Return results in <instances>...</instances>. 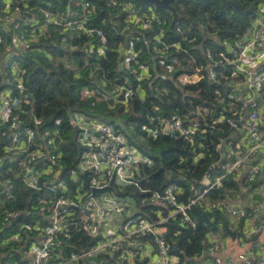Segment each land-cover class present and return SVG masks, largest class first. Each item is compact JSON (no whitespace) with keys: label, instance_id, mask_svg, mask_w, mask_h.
Here are the masks:
<instances>
[{"label":"built area","instance_id":"1","mask_svg":"<svg viewBox=\"0 0 264 264\" xmlns=\"http://www.w3.org/2000/svg\"><path fill=\"white\" fill-rule=\"evenodd\" d=\"M106 2L108 16L101 19V27H93L98 7L91 0H68L65 9H56L51 5L31 7L27 0H0V47L4 48L5 53L2 59L4 62L0 65L4 87L0 91V138L6 141V155L14 164V169L20 166L27 188H36L38 181L44 179L43 188L55 196L53 199L42 200L37 207L43 224L35 226L36 237L19 240V235H15L7 239V242L24 241V245L17 248L23 255L24 264H180V259L170 253L171 245L165 238L168 231L166 225L170 219L181 215L182 225L194 228L196 225L188 211L206 193L221 186L226 175L235 170L239 173L245 170L248 181L253 182L264 172L262 164H248L264 148V116L260 103V96L264 93V66L254 69L246 67L248 61L258 62L264 58L263 19L228 45L230 51L235 53V59L228 60V64L236 65L237 73L245 75V80L229 85L230 109L215 123H224L236 131H242L246 141L231 150L236 161L227 167L224 176L207 174L201 182L205 187L204 191L187 204L178 202L180 190L176 187L166 188L162 193L155 192L139 204L134 198L121 194L127 187L137 186L142 168L153 166V162L138 147L129 143L123 133L124 128H117L119 125L122 127L120 123L115 125L111 120L96 115L72 112L71 123L76 128V140L83 153L77 168L70 171V179L79 186L74 190L68 186L67 179L61 177L62 153L46 137L38 141L36 129L27 124L20 113L26 109L23 106L31 105V95L26 86L28 70L18 61L17 50H25L30 44L38 43L50 28H56L61 30L66 39L75 40L81 35L86 37L82 48L79 44L69 43L67 46L70 50L81 49L90 58L101 59L109 45L104 31L108 22L124 34H137V42L148 31L157 27L159 32L148 42L149 48L159 58L154 67L138 62L136 43L130 41L129 48L128 45H121L118 59L121 75L115 78V85L110 88L95 83L97 88L86 86L81 91L82 99L91 100L92 106L108 99V95L114 96L116 100L124 96L128 101L135 95L145 100L146 90L142 83L153 80L154 71L157 78L174 79L182 85L193 84L202 78L203 66L193 57L187 59L189 55L182 42L191 44L194 41L181 26L176 25L173 27L174 32L168 33L164 20L153 9L127 0ZM170 33L178 35L179 40L172 42ZM173 49L176 54L169 53ZM257 53L263 55L258 56ZM207 57L212 59L210 52ZM133 61L137 67L131 66ZM88 65L89 77L92 79L103 69L98 62ZM217 65L218 63L215 66ZM100 74L105 79L106 73ZM209 77L211 81L216 80L214 69L209 71ZM120 103L127 105L128 102ZM151 119L156 125L154 129H149L152 137L158 134L170 138L181 136L194 146L195 138L200 132L197 123L188 122L189 125H186L178 115ZM84 174L89 176L87 187L80 177ZM0 186L13 199L12 181L1 183ZM59 192L61 195L57 197ZM210 204L214 209L223 206L230 214L233 226L240 219L248 218L241 200H218ZM148 206L161 210L150 211L155 215L153 220H148L149 217L143 211ZM261 215H264L263 204L257 206L249 218L257 221ZM13 218L15 216L11 214L5 222L8 223ZM73 227H78L89 237H98L99 242L82 254H73L68 258L66 253L67 248L72 245ZM163 228L166 233L162 232ZM260 230H252V233ZM218 246L219 241L215 240L209 252L213 253ZM111 258L116 262L107 263V259ZM156 259H159L157 263ZM238 259L241 264H264L263 259H255L246 254H239ZM196 264H199V260ZM211 264L224 263L216 260Z\"/></svg>","mask_w":264,"mask_h":264},{"label":"trees","instance_id":"2","mask_svg":"<svg viewBox=\"0 0 264 264\" xmlns=\"http://www.w3.org/2000/svg\"><path fill=\"white\" fill-rule=\"evenodd\" d=\"M91 1L98 7V15L92 26L101 27V19L109 13L107 2ZM127 1L153 9L164 20L168 33L174 32L173 27L176 25L184 29L194 41L191 44L182 42L189 55L187 59L193 57L203 66L202 78L193 84L182 85L174 79L157 78L154 71L153 80L142 83L146 90L145 100L136 95L128 101L124 96L116 100L114 96L108 95V99L92 106L91 100L82 99L81 91L86 86L96 87L95 83L110 88L115 85V78L121 75L118 62L121 45H128L129 48L130 41L136 43L138 62L154 67L159 58L149 48L148 42L159 29L154 27L137 42V34H124L108 22L104 31L109 45L105 56L99 59L90 58L81 49L68 48L69 43L79 44L82 48L86 40L84 35L75 40L66 39L61 30L50 28L38 43L30 44L25 50H17L18 61L28 70L26 86L31 95V105L23 106L26 109L20 113L26 123L36 129L38 141L46 137L62 153L61 177L67 179L72 190L79 184L70 179V171L77 168L83 149L77 143L76 128L71 123L70 115L72 112H79L111 120L115 125L120 123L122 127L119 125L117 128H124L123 133L129 143L138 147L153 162V166L142 168L141 176L137 178L138 185L127 187L122 196L132 197L140 204L155 192L162 193L166 188L176 187L180 190L178 202L187 204L204 191L205 187L201 182L207 174L222 177L226 174L227 166L234 163L231 150L236 149L242 135L224 123H215L230 109L229 85L245 80V75L237 73L236 65L228 64V60L235 59V53L230 51L228 45L243 36L260 19L264 0H230L237 3L243 11L253 9L247 15L238 14L232 7L225 6L222 0H172L174 12L156 9L141 0ZM27 3L31 7L51 5L56 9H65L68 0H27ZM170 36L172 42L179 40L176 34L170 33ZM175 51L173 49L169 53L176 54ZM208 52L212 59H208ZM4 55V48L0 47V65L4 62ZM93 62L100 63L103 68L94 79L88 73V64ZM131 66L137 67L134 61ZM211 69L216 73L215 81H211L209 77ZM103 72L106 73L105 79L100 77ZM193 72L192 70L191 73ZM2 85L3 77L0 74V91L4 89ZM120 101L128 103L125 105ZM173 115L184 119L186 125H189L188 122L199 125L200 132L195 138L194 146L181 136L170 138L163 134L156 137L150 135L149 129L156 127L151 121L152 117ZM228 144H231L230 147H225ZM5 145L6 141L0 138V185L11 180L14 190L11 194L13 199L0 190V264H24L22 253L17 250L24 245V241L7 242V239L15 235H19V240L36 237L35 226L43 224L37 207L42 200L53 199L55 196L43 188L44 179L38 181L36 188H27L20 166L14 169V164L8 160ZM80 177L87 187L88 174ZM60 195L61 192L57 197ZM250 195L253 198L251 201ZM218 200L246 201L245 210L249 218L257 206L264 205V172L253 182H249L246 176L241 177L238 170L226 175L221 186L206 193L188 211L196 225L194 228L182 225L181 215L170 219L166 225L168 231L165 238L171 245L170 253L180 259V264H196L204 257L212 246L209 241L212 234L231 238L245 235L248 218L240 219L233 226L231 216L223 206L218 209L211 207L210 202ZM151 210L161 211L157 207H144L148 220L155 218ZM11 214L15 218L6 223L5 219ZM257 221L263 222L264 215ZM71 232L72 245L67 248L66 253L68 258L73 254H82L99 242L98 237H89L78 227H73ZM112 261L116 262L112 258L107 259V263Z\"/></svg>","mask_w":264,"mask_h":264},{"label":"crops","instance_id":"3","mask_svg":"<svg viewBox=\"0 0 264 264\" xmlns=\"http://www.w3.org/2000/svg\"><path fill=\"white\" fill-rule=\"evenodd\" d=\"M264 19V11L262 10V17L258 19L256 22H260ZM258 56L263 55L262 53H257ZM253 56V55H252ZM264 66V58L257 61H248L246 63V67L248 69H254L255 67ZM260 103L262 107V116H264V100H262V95L260 96ZM241 134V138L236 144H243L246 141L245 134L242 131H238ZM231 144L225 145V147L229 148ZM201 157V156H199ZM234 162L236 161L235 156ZM256 160L254 164H262L264 166V148L261 150L259 156L257 158L251 159ZM234 164V163H233ZM232 164V165H233ZM231 164H229L230 166ZM227 166V167H229ZM252 166V165H251ZM245 170L240 171V176H246ZM3 187V186H0ZM250 201L253 199L250 195ZM242 205H246V201H241ZM247 227L245 230V235H242L240 238H231L224 237L222 235H211L209 241L213 244L215 240L219 241V246L216 251L210 253L209 251L199 259V264H211L216 260L224 264H241L238 259L239 254H246L255 259H263L264 260V221L258 222L253 221L252 219L247 220ZM261 229L258 233H252V230ZM163 233H166V229H162ZM212 247V246H211ZM159 259H156V263ZM177 262L176 259L173 260Z\"/></svg>","mask_w":264,"mask_h":264},{"label":"water","instance_id":"4","mask_svg":"<svg viewBox=\"0 0 264 264\" xmlns=\"http://www.w3.org/2000/svg\"><path fill=\"white\" fill-rule=\"evenodd\" d=\"M143 3L145 4H150L153 5L156 9H160V10H168V11H172L174 12V8L171 5V1L172 0H141ZM223 4L227 7H232L235 12H237L238 14H244L247 15L249 13H251L253 11V9H250L248 11H243L241 9V7L235 3L232 2L230 0H222ZM177 75V73L175 74ZM256 162V160H249L248 164L251 166ZM3 187H0V190H2Z\"/></svg>","mask_w":264,"mask_h":264},{"label":"rangeland","instance_id":"5","mask_svg":"<svg viewBox=\"0 0 264 264\" xmlns=\"http://www.w3.org/2000/svg\"><path fill=\"white\" fill-rule=\"evenodd\" d=\"M62 160V159H61Z\"/></svg>","mask_w":264,"mask_h":264}]
</instances>
